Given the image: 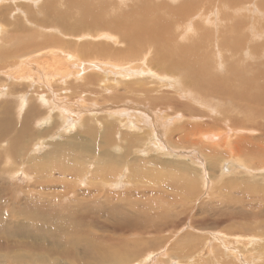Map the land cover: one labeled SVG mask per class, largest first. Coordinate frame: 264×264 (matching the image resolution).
Segmentation results:
<instances>
[{"label":"bare ground","instance_id":"6f19581e","mask_svg":"<svg viewBox=\"0 0 264 264\" xmlns=\"http://www.w3.org/2000/svg\"><path fill=\"white\" fill-rule=\"evenodd\" d=\"M6 1L10 5H14L12 0H0V5H2ZM170 1L173 2V0H164V2L161 1L162 6L164 7L165 11L163 10L164 12H161V10L158 8L160 10V12L162 13L161 15L159 14L160 15L159 19H155L156 13L148 14L149 7L144 3L146 6L144 7V5H142L143 8L142 9L140 8V10L137 9V10L133 11L134 14H131V16L126 17L122 14L123 18H121V17H120V19L117 18L119 20V22H117V19H112L111 18L112 16L110 18L106 17L107 18L106 19L103 15H98V13L94 14L92 12V14L96 18H87V19H82L80 21L77 20L76 23L70 24V25L65 24L66 22H62L60 20L57 21L56 12L53 11V14H52L51 9H48L50 5H48V7H44L42 9V12H44V15H46V17H45L46 20L41 19L42 23H40V24L44 25L45 27L38 26L39 24H37L38 28H41L43 30H47V29H49V28H47V26H51L53 23H58L59 25L60 24L63 25V26L60 25V27L57 26L58 29L64 28V30L66 29V31H67L66 33L65 32L61 33V31H60V36L65 37L67 39L69 36H73L75 34L77 36V34H81L79 31V29H81V30H83V31H81L82 33L88 34L87 36L90 38V40L98 41L96 39H99V38H104L105 41L107 39L109 40V41H106L105 43L100 42V45L98 44L97 46H95L96 44H94V43H93L94 45L92 46L90 44V41L89 42L86 41V42H83L82 47L80 44L77 43V40L70 39V41H68L66 43V42H61L60 39H57V38H55V40H54V38L52 39V37L49 39L48 36L44 37L41 34L39 35V37H41L39 43L37 41H34V42L31 41L29 44H27V46H24V45L20 46L19 44H18L19 45L18 46L17 44H13L12 45L13 48H9V46L6 47V44L9 41L8 40L9 31L5 30V28L7 26H9V27L12 26V23H14L13 27H16V29L14 30L16 32L18 30L23 29L24 27L31 26L32 23L30 20L32 19V17L28 15V13H29L28 10H26L27 12L26 11H20V12H23L22 17L16 16V14H15V16L7 14L4 12L6 10L4 8L2 9V11L0 10V15L2 14L1 15V17H2L1 24L2 25H0V51H2V54H0V61L3 58L4 59L6 58V56H4L6 54L9 56V57H7V60H10L8 63L14 64L19 59L20 61L19 62L17 61V63H20L22 65V63H24V61L22 59L26 58L30 54L32 46H33V48L41 47V49L39 51H42L44 46H49L48 49L49 48H51V49H49L47 52H45L44 55L35 54L34 56H32L31 59H29V58H27V59L32 60V59L36 58V61L34 60L35 62L41 61V63L43 62L46 65L47 64L53 65L48 70V73L51 76L50 78L53 79V81H54L55 76H60L61 78L59 79V81H60L61 85L64 84L67 86L64 89L66 96H67L66 101H65V98H62V96H61L62 94H60L57 91L58 93L57 92L56 93L59 94L61 96V98H59V96L54 98V95H53L52 96L53 99H51V97L49 96L50 94L47 95L48 98H46L43 95L37 94L36 96L38 98V104L39 105L35 104L36 102L34 104H32L28 100V97L31 94V93L28 94V92H26L22 96H20V95L18 96L17 94H15V96L17 95L18 97H10V95L12 96L15 93L13 91V89L17 90V91H22L24 93L26 84L29 83L28 81H30V83L32 85L34 84L29 77L20 78V77L13 75V74H15L14 72H11L10 75H12V76L9 77V79H11L10 80L11 84L12 83L18 84V86H15V85L13 86V85L9 84V85H7V87H0V95H1L0 97H2L0 99H4L6 97L11 98L12 100H16V101L20 102L22 108L25 109V113L23 115L22 122H19V120H17V122H16L18 125L17 124L15 125L14 123L10 122V120H8L6 117L0 116V141H1L0 158H2L4 160V161H2V163L3 162H4V164L10 163L11 165L14 166V169H12V170H5V169L1 168L2 163H0V196L2 194V196L6 197L5 200L0 199V251L4 250L6 253L11 254L13 256V258H12L13 264H21V259H22L23 253L28 251L26 249L27 245L32 247L31 249L35 252V254L38 257L46 258V259H57V260H50V261L38 259L41 264H66L61 259L68 260L71 262V264H153V261L156 260L157 256L162 255V253H163L162 250H163L164 244L162 246H160L159 248H157L156 250H154L153 249L154 246L152 247V245L149 243L148 239H145V238L149 237L150 241L154 243L155 240H153V239L157 238V237H153L157 234V232L155 230V225H158V221L164 219V216L169 215L170 208L173 206L172 204L173 203H180V202H178V200L182 196H191V195L199 194V192H201L202 186L203 185L207 186V184L203 180L202 182L199 183L200 190L196 193V191H197V189H196L197 188V179H195L196 177L192 178V176H190L186 173H180L176 176L168 177V175L166 176L164 173H161V172L160 173L159 172L154 173V171H152V170L147 171L145 168L146 165H142V163H141L142 159L139 158L140 156L138 157V155H137V157L134 156L135 158L133 157L132 162L127 166V167H129L127 169H129L130 173L128 174V178H126V180L118 177L116 174L110 175V172H109V166H110L109 162L110 161L109 160L112 156L111 152L109 154L107 153L104 155L108 158V161H101L100 163L95 162L97 164V167H95L94 169L89 170V171L85 170L86 169V167L84 166L85 164L77 163L78 158H76L77 159L76 162L73 160H70V161L74 162L73 167H70L65 162L63 163V165H60V163L57 162V160H55V156H56L57 152H62V151H64V149H66V150L69 149V147L66 145V143H65V145H59V147L56 146L57 143H51L50 148H48L49 151L47 150L42 154H37L38 151L41 149L39 145L41 144V141L43 139L39 140V138H40L39 137L37 140H35L33 137L45 136V134L44 133L40 134V133H35V132L32 133L31 130H29L30 128H28L29 123L36 116H39V117L41 116V113H40L41 107L46 109V108H48V106L52 107V110H54L53 112L57 113L56 115L59 118L60 124H63L62 128L60 126V130L63 129L62 131H66V130H68L69 127H72L71 122L68 121L71 117L70 115H76V117H77L78 113H79V112H75L74 114H70V113L75 111V110L71 109L72 108L71 106L72 105L77 106L76 103L70 102V99L73 98L71 96V95H73L72 92H75V90L73 89L74 87L72 88L70 86V84L68 82V78L73 76L75 78V79L73 78V80H75L74 83H78V82L82 83L83 82L84 85L87 87V89H91V87L89 86L90 84L96 83L95 86L91 89V91L89 90L92 95L97 94V96H99V97L101 96L102 98L104 97L105 99H111L114 101L115 100L119 101L118 99H122V100H120V103L118 105H111V106L107 107V109L110 108L111 111H113L115 113H110V114L108 113L109 115L106 114L108 117L102 118L103 120L104 119H106V120L112 119V121L104 122L101 119H95V125L97 127H99L100 130L103 129L102 131L104 134V141H106L108 145L113 147L116 144L115 131L117 130V127H115V123L113 122V120H117V122L119 121L118 125H121V126L123 125L125 127V129L127 130V131H123V133L121 135V139L127 143L126 146H123V151L127 150L128 153L131 152L130 154H134L132 152H135V151L138 152L140 150L138 152V154H140V153L145 154V151L149 148V149L158 150L159 152H156V151L155 152L157 154H160V155H167L168 156L169 154H176V152H174L175 150L171 148V145H173V144H170V142L172 140L171 138L173 137V134L176 131L183 132V130H185V129L183 127H178L175 130H171V132L169 129L168 134L166 135L164 133V130H161V125H160V128L156 127V123H157L156 120L160 119L158 117L159 115L156 113V117H155L148 110H150V109L156 110V109H158V107L160 105H156L155 108H153L152 101H154L155 104H157V102L164 101V103L169 104L168 107L171 108L172 111H174L173 107H177V105L180 104V102L177 101L180 98L182 100L186 99L187 101L193 103V105H199L202 102L204 104L203 108L208 109L207 106L208 105L211 106V104H210V102H208L206 100L207 98L205 99V97H206L205 90H204L205 86H204V83H203L201 77L205 73L211 72V69L213 70L214 68H223V67L225 68V64H227L229 61L234 62V58L240 52H242L240 61H243V62L247 58H253L254 56H256L257 54L255 53V51L252 48H248L247 50H245V46L247 45V42H249L250 44H252V43L257 44V40H258L259 36L257 35L258 38L255 34L254 35L253 34L252 35L251 34L250 35L249 34H247V35L246 34H239L237 36L236 35L232 36V35H230V33H231L230 30L232 31V30L236 29L233 25H231V27H228L226 25L223 27H220L219 25L221 23L217 24L212 19H209V20L204 19V16H206L208 14V12L213 7V5L211 6L212 2L210 0H189V3H186L187 1H185V0H178V2H180V3L175 7L171 6L172 4L170 3ZM250 1L254 5L255 0H243L238 5V8H237L238 11H236L235 13H237V12L241 13L240 11L247 12L248 9L243 10L244 8H247L244 5L248 4L247 6H249ZM259 2L256 1L258 9L260 8L263 10L264 9V2H262V1H261V3H259ZM36 3H40V0H36ZM111 4L112 3H110V5ZM136 4H139V3H136ZM148 4H150L149 1H148ZM214 4H215V2H214ZM20 5H21L20 7H23L22 6L23 4L20 3ZM140 5L141 4H139V6ZM99 6H101V5H98V7ZM117 6L118 5H116L115 7L117 8ZM233 6H235V5H233ZM70 7H73V5H71ZM170 7H172V8H170ZM225 7H227V5ZM106 8H108V7H106ZM106 8H103V9H106ZM119 8H121V7H119ZM25 9H27V8H25ZM110 9L112 11L114 10L112 8H110ZM135 9H136V6H135ZM258 9H256V11H258ZM8 10L10 12L11 8L9 7ZM107 10L108 9H106L105 11H107ZM253 10L251 9L250 13L252 11L256 12L255 8H253ZM89 11H90V9H89ZM110 12L111 11L109 10V13ZM118 12H119L118 15H121L122 12L117 10V13ZM90 13L91 12H89L88 14H90ZM139 13L141 15H139ZM219 14H220V12L218 13V15ZM9 15L12 18V20L10 17H8ZM52 15H54V16H52ZM127 15H128V13H127ZM260 15L264 17V13H260ZM60 16H61V14H60ZM89 16H85V17H89ZM146 17H150L152 19V21L154 20V22L151 21L152 23L150 22L148 24L146 21ZM126 18L128 19L127 24L124 22V20L126 21ZM257 18L259 19V17H257ZM107 20H108V22H107ZM8 21H11L12 23H9ZM65 21H67V20H65ZM168 21H170V22H168ZM258 22H261V21L258 20ZM118 23H120L121 26H119ZM122 24L125 25L128 29H126L125 26L123 27ZM234 24H236V23H234ZM261 24H259V26ZM140 25H142V26H140ZM206 25L209 26L208 28L211 27L212 29H210V30H214L213 32H215V33H217V29L222 28L221 32L223 34L220 36L219 39H217V43H214L213 48H212L211 39L208 38L207 34L204 32V31H208L206 28L207 27ZM255 26H257V24ZM261 26H263V25H261ZM261 26L260 27L257 26V27L261 28ZM84 27H86V28L84 29ZM149 27H150V30L147 32ZM173 28H175V31H173L174 30ZM180 28H182V31H184L183 35L185 34V31H187L186 33L189 32V34L184 35L185 37H187L188 44L191 47L189 49H185L181 45L180 40L182 37H177V30H179ZM227 28H228V31H227ZM90 29H97V30L93 31L96 33L90 34V31H91ZM102 29H104V30H102ZM4 30H5V32L7 31V38L6 37L4 38V36H6ZM258 30L260 32V29H258ZM68 31H70V32L73 31V32L70 33ZM193 31L195 32V34L193 33ZM242 31L240 30V32H242ZM254 31H255V29L252 32H254ZM3 32L5 34L4 36H3ZM58 33H59V31H58ZM102 33H104V35ZM232 33H234V31ZM237 33H239V32H237ZM16 37H14V38H16ZM18 37H19V35H18ZM262 37H263V35H262ZM14 38H12V39L14 40ZM113 40L118 41L117 46H115L114 44H111V43L107 45L108 42L113 41ZM262 42H263L262 47H264V40ZM63 43L78 44V45H74L72 47L71 57L68 54H64V52L59 53L60 56L66 55L65 58L67 60L70 58L68 61H65L64 59H62V57L58 56L56 54L57 52H55L54 49H52V48H54L53 47L54 45H57V46L60 45L61 46V44H63ZM10 44H12V43H10ZM21 44H22V42H21ZM258 47H261V46L258 45ZM153 49H155V55L152 52ZM214 49H216V50H214ZM213 51H215V53H216L215 56L217 59L215 61L214 60L209 61V59H211L213 56V54H212ZM87 53H89V56H94V54H96L97 56L102 55L105 59L108 57V59H107L108 61L109 60L110 61L116 60V59H119V60H117V62L112 61V63H110V65L108 62L106 63V65L99 63V62H98L99 64H95V62H91L88 64L86 61H84L85 59H87L86 58L87 56L86 57L83 56V58H82V55L87 54ZM224 54H226V55H224ZM147 55H152V59L154 61L153 63H155L154 65H156V67H154L153 71L151 69H148L146 66V64L149 62V60H148L149 57ZM72 58H74L75 61H77V63H75L76 67H75V65H74V67L68 65L69 61ZM109 58H111V59H109ZM133 61H138V62L141 61L140 67H134V65H132ZM70 62H72V60ZM219 63L222 64L223 67H219L217 65ZM32 64L35 65L34 63H32ZM69 64H71V63H69ZM95 65H97L99 68L96 67ZM59 67L63 68L65 71L62 72L61 68H59ZM90 67L92 68V70H90V73L88 74V76L86 78H84L85 75L84 76L82 75V76H80V78L79 77L77 78V76L80 75V74H78L79 72H81V74H82L83 71H85L86 69H88ZM184 67L187 68V73L184 76L183 75H177L175 77V81H173V83L171 81L173 79L168 78L166 76L167 74L162 72L163 70H167L170 74L171 72L178 70V69H181V68H184ZM10 68H12V67H10ZM18 68H19V66H18ZM230 68H231L230 74L236 72L235 67L231 66ZM70 69L71 70L74 69V71L73 72L71 71V73H69ZM109 69L110 70L113 69L114 71H116L113 74L110 73L113 76L111 78L108 76L106 77L104 75V74L108 73L107 70L109 71ZM225 69H227V68H225ZM98 70H105V71H103V73H100L102 75H100V74L94 75L92 73V72H98ZM122 71H124V72H122ZM128 72H130L131 74L129 75ZM159 73H161V74H159ZM63 74H66V75L63 76ZM140 74L148 75L149 77L140 78V77H138V75H140ZM1 75H3V74H1ZM124 77L127 80H125ZM128 77L130 79H128ZM152 77H154V79H152ZM231 77L232 76L229 75V78H230L229 82H231V80H232ZM258 77H260V74L257 73V75L254 76L252 78V80L256 81L258 79ZM32 79H34V78H32ZM25 80H28V81H25ZM4 81L2 82L3 84H4ZM7 81H8V79H7ZM169 81H171V82L169 83ZM39 82H41V81H39ZM67 82H68V84H67ZM229 82L225 81V77L224 78L216 77L214 74V80H213V84H212L210 90L222 91L223 87L225 85H227ZM2 83H0V86H2L1 85ZM31 84H30V86H31ZM43 84H45V83H43ZM78 85H80V84H78ZM40 86L42 88L43 85H40ZM46 87H48V86L46 85ZM78 87L79 86H77V88ZM118 87L128 88V90H125V91L128 94H130L129 98L131 100L124 101L125 100L124 95L119 94V92L117 91ZM29 90H30V88H29ZM44 90H45V88H44ZM48 91L49 92L51 91L50 87L48 88ZM195 91H197V93H200L201 96L203 95L202 96L203 98H201L203 100H201L197 96V94L194 93ZM33 93H35V92H33ZM68 93H70L71 95H69ZM181 93H183L184 95L182 96ZM230 93H231L232 98L235 96H238L241 101L245 102V104L246 103L256 104V99H259L260 103L262 105V108H261V112L257 115L259 116L262 113V111H264V82L259 83L257 85V87H254V86L247 84L246 90L244 92H242L241 94L236 91V87L233 84ZM53 94H55V92ZM104 94L109 95V96H104ZM114 95L116 96L115 98H114ZM80 98L83 100H86L87 96H86V94L84 95V92H83V93H81ZM75 101H77V99ZM122 101H124V102H122ZM0 103H1V100H0ZM164 103H161V105H163ZM1 105H0V107H1ZM3 106L4 105H2V107ZM82 107H84V106H82ZM133 108L137 110V113H136L137 117H133L134 115L132 117H130V115H128V117L126 119H123L125 115L122 113H126V111H131ZM87 109L89 112H86V111L85 112L87 114L89 113V116H92L94 118H97L96 117L97 115L96 114L95 115L90 114L91 112L92 113L93 112L94 113H102V111H103V110H98L97 108H87ZM41 110L43 111V109H41ZM105 110H106V108H105ZM63 112H66V113H63ZM138 112H140V113H138ZM10 113H12V111H10ZM159 113H160V115L162 114L161 112H159ZM2 114H4V113H2ZM126 115H127V113H126ZM3 116H5V115H3ZM78 117L76 118V121L78 123L77 124L75 123V126L76 127L79 126V128H80L81 125H83V127H84V122H83L82 118H80V120H78ZM253 119H255V117ZM99 120H101V121H99ZM181 120H185V119L183 118ZM253 123H254V121H253ZM186 124H187V122H186ZM102 125L104 127H102ZM256 125H258V124L256 123ZM88 126H90V125H88ZM144 126L146 129L145 128L143 129ZM199 129H200V127H197V128L194 127L193 130L188 132V141L189 142H192L193 138L196 137V140H194V145H203L202 142H199L197 140V139H199V134H197L196 132H198ZM186 130L188 131V129H186ZM249 130H251V129H249ZM243 132H245V130H240V133H243ZM171 133H173V134H171ZM89 134L92 135L93 132L90 131ZM259 135L264 138V133L261 134V132H260ZM50 136H52V135H50ZM163 136L164 137L167 136V139L164 140ZM186 136H187V133L184 132L179 138H177L178 140L176 142H178L179 144H186V141H187ZM201 136H200V140H201ZM31 138H33V140H35L33 142V144H32ZM50 138H52V137H50ZM53 138H55V135H53ZM203 139L205 141L210 140L212 142H216L219 139V136H216L214 134H204ZM63 141H66V140H63ZM143 141H145L146 144L142 145L144 143ZM172 141H174V140H172ZM67 142H69V141H67ZM212 142H210V143H212ZM207 146H205L204 151L206 149L211 150V149H208ZM241 146H243L246 150V155H245L246 158L251 157V155L256 153V152H259V151L264 152L263 147H259L257 145L252 146L251 142L247 143V145H243L241 143ZM41 147H42V145H41ZM237 151L239 152V149L235 150V152H237ZM64 152H66V151H64ZM179 152H181V151H179ZM191 153L194 154V152H192V151L188 152L187 154L188 155L190 154V157H191ZM214 153L211 154L209 159H212V157L214 156ZM117 155L118 154H116V157H117ZM232 155L234 156L235 153H233ZM61 156H64V158L69 160V158L65 154H63ZM83 156H84V153H83ZM233 156H232L233 159H234V157H236L235 161L237 162V164L239 165V167L241 169L243 168L245 171H246V169H249L248 167H250V166L246 165L242 161L243 159H237V158H239L238 154H237V156H234V157ZM80 157H82V156H80ZM231 161L235 162L234 160H231ZM241 163L244 165V167L241 166ZM246 163L248 164V163H250V161L246 160ZM56 164H58L59 166H57ZM234 165H236V164H234ZM4 166H6V165H4ZM131 167H137V170L132 169ZM250 168L253 169L252 167H250ZM124 169H125V166H124ZM124 169H122V171ZM127 169H126V173L128 171ZM55 170H57V172L60 174V176H62V179H64V176H66V175H69L70 178L73 176L75 178H79L80 173L82 174V172H83V175H86V182H85L84 186H86L90 189L89 190L87 188L88 190L84 194H77V195H76L77 192L73 193L72 191H70L73 193L72 194L73 201H71V205L67 208L66 212H64L61 207H59V208H56V207L53 208L52 207L53 205L56 206L58 204L57 202L60 201L58 199L52 200L50 202V201H45V200H38L37 201L34 198H32L31 195H32L33 191L31 192V190H32L31 188H33L35 191H37L39 189L38 188L39 186L37 188H35L36 184L38 183L36 178H35V182L33 184L29 185V187H27V192H29L28 198H25L23 202L20 200L22 202V203H20L17 196L21 190L16 189V190H14L13 198H11V202L9 203V200H10L9 196H11V194H10V187L8 186L9 184L6 185L7 180H9V179L5 180L6 176L8 178H12L13 177L12 174L14 175L19 171L20 175L22 173H24L27 177L25 179H28V181H30L32 178L31 176L38 174V172L41 174H43L44 172L46 174H53V172ZM181 170H182V168H181ZM124 173H125V170H124ZM27 175H29V177ZM38 177H40V176H38ZM40 178H42V177H40ZM98 180H100V181L96 182ZM73 181H75V180H73ZM129 181H130V183L134 182L135 184L145 186L142 188L145 190L148 189L150 191L149 192L147 190L149 193L155 192L153 190V187L156 188L157 189L156 192L159 193V198L157 199V197H156L157 201L152 200V206L147 205V203H145L146 199H143L144 202L142 204H146L148 209H144L145 206H144V208L139 209L138 207H136L139 202L135 203V202H133L134 201L133 200L132 203L135 204L136 206H133V208L130 209V208L126 207V204H123V203L119 204L117 202V201H120V199H121V201L124 200L123 198H124V195L126 193H117V194L112 195V194H109L108 192H106L105 188H107V190H108V189H112L115 187H120V185L122 186V184L126 186V184L129 183ZM78 182L81 184V181H78ZM74 183H76V182H74ZM162 183L165 184V187H169L171 189L174 188V191L176 194L175 195V194L169 193L170 195H168V196L166 195L167 197H170V200H169L170 204L169 205H166L167 201H164L166 199L161 197V194L164 195L163 193L166 192V188L163 189V187L161 186ZM82 186H83V184H82ZM226 186H227V188H231V191L233 190L234 192H244L245 191V187L244 188H238L237 187L238 185L235 187V183L231 184V182L230 183L226 182ZM47 188H49V186ZM142 188H140V190ZM13 189H14V186H13ZM101 189H102V191H101ZM103 189H104V192H103ZM132 189H134V188H132ZM129 190H130V188H129ZM247 190L249 192H256L257 191L256 188H252V187H248ZM263 190H264L263 188H260L259 191L261 192ZM168 192H170V191H168ZM128 194H126V195H128ZM139 194H140V192H139ZM142 194L143 193H141V196H142ZM144 194H146V193H144ZM166 194H167V192H166ZM134 195H135V193H134ZM177 195H178V197L175 198V196H177ZM15 196H16V199H15ZM143 196H145V195H143ZM151 196H155V195L151 194ZM262 196H264V193H262L261 195H257V197H262ZM7 197L9 199H7ZM252 201H253V203H255V201H256L257 205L255 207L259 208L258 212L264 213V211H262V209H264V202L261 199L250 200V205H251L250 208H252V204H251ZM229 203L231 204L230 208H232V209H234L236 207L239 208V205H241L242 207L245 208V205H246L244 200L237 199V198L229 200ZM142 204H140V205H142ZM140 205H138V206L140 207ZM7 208L9 209V212H7ZM149 211H151L150 214H149ZM153 211H155V212H153ZM248 212L254 213V212H252V210H250ZM160 213H163V214H160ZM255 214L256 215L253 218H251L252 221H254V223H256V224L252 225L253 226L252 231H255V232H253V235H255L256 232H258L262 229V220L259 218V215L257 212H255ZM153 218L156 220H153ZM152 221H154V222H152ZM191 222H192V220H191ZM33 224H35V225H33ZM178 226H182V224H179ZM163 227H165V225ZM11 230H12V232H10ZM175 230H177V228ZM54 231L59 232L60 234H56V233H54ZM160 232L161 233L163 232V230L161 228H160L158 234ZM2 233H4V234L9 233V237L5 240H2L1 239ZM10 233L12 234L11 237H10ZM213 234H215V232ZM249 234H251V232ZM253 235L251 237L252 240L249 241V244L250 245L254 244L257 247L259 245H262V244H260V241H262V240H257L258 237H255ZM186 236L190 237L191 235L185 234L183 237L187 238ZM225 236H227V235H225ZM214 238H218V237H216V235H215ZM227 238H228V236H227ZM227 238H226V241H227ZM220 240H222V239H220ZM189 243H190V241H189ZM175 244L177 245L178 243H175ZM176 245H175V247H176ZM185 245H186V242H185ZM191 245H193V244H191ZM247 245H248V243H247ZM183 246H184V244H182V246L178 250V253H176L174 256H170L171 259L174 258V260L172 259L171 261H174L176 264H182L181 262H185L182 260L183 259L186 260L189 257L188 254H197V257H195V260H193L194 262H192V264H203L204 261L200 260L201 258L199 259V257H200L199 255H200L201 251H203V249L206 252L207 251L208 252L213 251V253L215 254V249L213 247H211L210 244H206V247H205V245H200V247H197V248H196L197 244L195 246H188V244L185 247H183ZM203 247H205V248H203ZM159 251H161V252L159 254H157ZM169 251H171V250H169ZM260 251H261V253L258 256L262 258L264 256V246H260ZM148 253L149 254L151 253L152 256H148V258H147L146 256ZM138 254L142 255L140 259H136ZM240 254H242V253H240ZM165 255H168L167 249L165 251ZM243 256H245V255H243ZM166 257H168V256H166ZM212 257H214V256H212ZM227 257H230V256L229 255H223V254L221 256L219 255L215 258L214 262L216 264H226L224 259H226ZM229 259H232V258H229ZM233 259H239L241 261L243 260V263H246V261H247L248 264H252L251 259H248V257L243 259L241 255H239V256L235 255V257ZM232 264H233V262H232Z\"/></svg>","mask_w":264,"mask_h":264},{"label":"rangeland","instance_id":"374dc122","mask_svg":"<svg viewBox=\"0 0 264 264\" xmlns=\"http://www.w3.org/2000/svg\"><path fill=\"white\" fill-rule=\"evenodd\" d=\"M12 1H13L14 5H10L6 1L2 5H0V10L2 11V9L4 8V9H6L4 11L5 13L10 14L12 16L13 15L15 16V14H16V16H21V17H22L23 12H20V11L28 10V12H29L28 15L32 17V19L30 20L32 25L28 26V27H24L23 29L15 32L14 30L16 29V27H13L14 23H12L11 21H8L9 23H12V26H10V27L7 26L5 28V30L9 31V34H8V40L9 41L7 43L8 45L6 44V47L9 46V48H13V46H12L13 44H17V45L19 44L20 46H23V45L27 46V44H29L31 41H33V42L37 41L39 43L40 38H41V37H39L40 34L43 35L44 37L48 36L49 39L51 37H52V39L54 38V40H55V38L60 39L61 42H66V43L68 41H70V39L77 40V43L80 44L81 47L83 46V42H86V41H88V42L90 41V44L92 46L94 44H96L95 46H97L98 44L100 45V42L105 43L106 41H109L108 39L105 41L104 38L96 39L98 41L90 40V38L87 36L88 34L82 33L81 31H83V30H81V29H79L81 34H77V36H76V34L73 36H69L67 39L65 37L60 36V31H61V33H63V32L66 33L67 31H66V29L64 30V28L58 29L57 26L60 27V25H62V24L59 25L58 23H53L51 26H47V28H49V29H47L48 31L43 30L41 28H38L37 24H39L38 26L45 27L44 25H42L40 23H42L41 19L46 20V18H45L46 15H44V12H42V9L44 7H48V5H50L48 9H51L52 14H53V11L56 12L57 21L60 20L62 22H66L65 24H68V25L76 23L77 20L80 21L82 19H87V18H96L92 14V12L94 14L98 13V15H103L105 18L106 17L110 18L112 16L111 17L112 19H117V18L120 19V17L123 18L122 17L123 15L126 17L131 16V14H134L133 11H135L137 9L140 10V8L142 9L143 8L142 5H144V7L147 5L149 7L148 14L156 13L155 19H159L160 18L159 16L162 14L161 12L165 11L164 7L162 6V3H161V1L164 2V0H155V1L154 0H111V1L110 0H40V3H36V0H12ZM148 1L150 4H148ZM185 1H187L186 3H189V0H185ZM210 1L212 2L211 6L213 5V7L208 12V14L206 16H204V19H208V20L212 19L217 24L221 23L219 25L220 27H223L225 25L228 27H231V25H233L236 29L232 30V31L230 30V32H231L230 35H232V36H235V35L237 36L239 34H246V35L247 34H249V35L255 34L256 36L258 35L259 38L257 36V38H258L257 44L261 47H258V45L256 43L250 44L249 42H247V45L245 46V50H247L248 48H252L255 51V53L257 54L256 56H254L253 58H247L243 62V61H240L241 55H242V52H240L234 58V62L229 61L227 64H225V68H227V69H225L223 67V65L219 63L217 65L219 67H223L224 69L223 68H214L213 70L211 69V72H207L201 77V79L204 83V86H205V89H204L205 95H206L205 99L207 98L206 100L208 102H210V104H211V106L210 105L207 106L208 109L203 108L204 104L202 102L199 104L201 106L200 107L199 105H193V103L187 101L186 99L182 100L180 98L177 100L180 102V104H178V105L176 104L177 107H173L174 111H175L174 112L171 110V108L168 107L169 106L168 103H164V101H160V102H157V104H155V102L152 101L153 108H155L156 105H160L158 107V109H156V110L155 109L148 110L155 117H156V113L159 115L158 117L160 119L156 120V122H157L156 127L160 128V125H161V130H164V133L166 135L168 134L169 129H170V132H171V130H175L178 127H183L185 129V130H183V132L176 131L174 134L171 133V134H173V137L171 139L174 141L171 140L170 144H173V145H171V148L175 150L174 152H176V154H169L168 156L167 155H160V154L156 153V152H159L158 150L149 149V148L145 151V154H143V153L138 154V152L140 150L138 152H136V151L132 152L134 154H130L131 152L128 153L127 150L123 151V146H126L127 143L121 139V135H122L123 131H127V130L125 129V127L123 125L122 126L118 125L119 121L117 122V120H113V122L115 123V127H117V130L116 131L114 130L115 131L116 144L113 147L108 145L107 142L104 141V134L102 131L103 129L100 130V128L95 125V119H101L104 122L112 121V119H110V120L104 119L103 120L102 118L108 117L107 115H109L110 113H115V112L111 111L110 108L107 109V107H109L111 105H118L120 103V100H122V99H118L119 101H116V100L114 101L111 99H105L104 97L102 98L101 96L99 97V96H97V94L92 95L90 93V91L95 86L96 83L90 84L89 86L91 87V89H87V87L84 85L83 82L82 83L81 82L74 83L75 80H73V78H74L73 76L68 78V82L72 88L74 87L73 89L75 90V92H72L73 95H71L70 93H68V94L74 98V99L71 98L70 102L76 103L77 106H75V105L71 106L72 107L71 109H73L75 111L70 113V114H74L75 112H79L78 113L79 117L78 116L77 117H78V120H80V118H82V120L84 122V127H83V125H81L80 128H79V126H77L78 127L77 128L75 126V123L76 124L78 123L76 121V118H77L76 115H70L71 117H70V119L68 118L69 119L68 121L71 122L72 127H69L68 130H66V131H62L63 129L60 130V126L62 128L63 124H60L59 118L56 115L57 113L53 112L54 110H52L51 106H48V108H46V109L40 106L41 109H43V111L40 109L41 116L40 117L36 116L37 118L35 117L30 122L31 124L29 123V127H28V128H30L29 130H31L32 133L35 132V133H40V134L44 133L45 134V136L33 137L35 140H37L39 137H40L39 140H42V139L44 140V141L43 140L41 141V144L39 145L41 149L38 151L37 154H42L47 150L49 151L48 148H50L51 143H57L56 146H58V147H59V145H65V143H66V145L69 147V149H67V150L64 149V151H66L67 153L64 151L57 152V154L55 156V160H57V162H59L60 165H63V163L65 162L70 167H73L74 162H72L70 160H73L76 162L77 161L76 158H78L79 162L77 161V163L85 164L84 165L86 167L85 170L89 171V170H92L95 167H97L96 163H100L101 161H108V158L104 155L107 153L109 154L111 152L112 156L109 160L110 161L109 162V164H110V166H109L110 175L116 174L118 177L123 178L125 180H126V178H128V174L130 173L129 169H127L129 167H127V166L132 162L133 157L134 156L137 157V155H138V157L140 156L139 158L142 159L141 160L142 165H146L145 168L147 171L152 170V171H154V173H156V172L160 173L161 172V173H164L166 176L168 175V177H173V176H176L180 173H186V174L192 176V178L196 177L195 178V179H197V188H196L197 191H196V193L200 190L199 183L202 182L203 180L205 181L207 186L203 185L201 192H199V194L180 197V199L178 200V202H180V203H173L172 204L173 206L170 208L169 215L164 216V219L158 221V225H155V230L157 232V234H156L157 236L155 235L153 237H157V238L153 239V240H155L154 243L150 241L149 237L145 238V239H148V241L152 245V247L154 246V248H153L154 250H156L157 248H159L160 246H162L164 244L163 250H162V252H163L162 255H158L156 260L153 261V264H159V263L160 264H176L174 261H171L172 259L174 260V258L171 259L170 256H174L176 253H178V250L180 249L182 244H184L183 247L187 246V244H188V246H195L197 244L196 248L200 247V245H205V247H206V244H210L211 247H213L215 249V254L213 253V251H210V252L207 251L206 252L203 249V251H201V253L199 255L200 256L199 259L201 258L200 260L204 261L203 264H216L214 262L215 258L219 255L221 256L222 254L230 256V257H227L226 259H224L226 264H232V262H233V264H248L247 261H246V263H243V260L241 261L239 259H233L235 257V255H238V256L241 255L243 259L248 257V259L252 260V262H251L252 264H261V263L264 264V261H263L264 256L262 258L258 256L261 253L260 246H264V237H263L264 236V213L258 212L259 208L255 207L257 205L256 201H255V203H253V201L251 202L252 208H250L251 207L250 200L261 199L264 202V196L257 197V195H261L262 193H264V190L261 192L259 191L260 188L264 189V170H263L264 169V152L259 151V152L252 154L251 157L246 158V156H245L246 150L243 146H241V143L243 145H247V143L251 142L252 146L257 145L259 147L264 148V138L259 135L260 132H261V134L264 133V115H263L264 111H262V113L259 116L257 115L261 112V108H262V105H261L259 99H256V104H253V103L252 104H249V103L245 104V102L241 101L238 96H235L232 98L231 93H230L233 84L236 87V91L241 94L242 92H244L246 90L247 84L254 86V87H257V85L259 83L264 82V47H262V44H263L262 41L264 40V17L261 16L262 14L260 15V13H264L263 12L264 9L263 10L260 8L258 9L257 3H256V1H258V2L260 1L259 3H261V1L264 2V0H255L254 5L251 1H250L249 6H247L248 4L244 5L247 8H244L243 10L248 9L247 10L248 13L245 11H240L241 13H239V12L235 13L236 11H238V9H237L238 5L243 0H237V1L236 0H220V1L219 0H210ZM214 2H215V4L216 3L217 4L215 5ZM20 3L23 4L22 5L23 7H20L21 6ZM110 3H112V4L110 5ZM136 3H139L141 5L139 6V4H136ZM170 3L172 4V5L170 4L172 7H175L180 2H178V0H173V2L170 1ZM71 5H73V7H70ZM98 5H101V6L98 7ZM116 5H118L117 8L115 7ZM226 5H227V7H225ZM233 5H235V6H233ZM135 6H136V9H135ZM9 7L12 10V11L10 10V12L8 10ZM102 7L103 8L108 7V8H106L108 10L105 11L106 9H103ZM119 7H121V8H119ZM172 7H170V8H172ZM25 8H27V9H25ZM110 8H112L114 10L112 11ZM158 8L161 10V12ZM253 8H255V11H256V9H258V11L253 12L254 11ZM89 9H90V11H89ZM251 9L253 11L250 13ZM109 10L111 11L110 13H109ZM117 10L122 12L121 15H118L119 12L117 13ZM88 11L91 13L88 14L89 13ZM219 12H220V14L218 15ZM127 13H128V15H127ZM60 14H61V16H60ZM1 15H0V25H2L1 24V20H2ZM10 15L8 17H10ZM139 15H141V14L139 13ZM52 16H54V15H52ZM85 16H89V17H85ZM257 17H259V19ZM118 19H117V22H119ZM11 20H12V18H11ZM65 20H67V21H65ZM258 20L261 22H258ZM127 21H128V19L126 18V21L124 20V22L127 24ZM146 21L149 24L152 21V19L150 17H146ZM107 22H108V20H107ZM152 22H154V20ZM168 22H170V21H168ZM234 23H236V24H234ZM258 23L259 24L262 23L261 25H263V26L260 25L261 28H258V27H260ZM256 24L258 27L255 26ZM118 25L121 26L120 23H118ZM124 26L125 25H123V27ZM140 26H142V25H140ZM206 26H207L206 28L208 31H204V32L207 34L208 38L211 39L212 48H213L214 43H217V39H219L220 36L223 34L221 32L222 28L217 29V33H215V32H213L214 30H210V29H212L211 27L208 28L209 26L208 25H206ZM85 28L86 27H84V29ZM245 28L246 29L248 28V29L246 30ZM126 29H128V28L126 27ZM173 29H174L173 31H175V28H173ZM254 29H255V31L252 32ZM258 29H260V32ZM5 30H4V32H5ZM90 30H91L90 34H94L96 32H93V31H95L97 29H90ZM102 30H104V29H102ZM149 30H150V27L147 30V32ZM240 30L241 31L243 30V31L240 32ZM7 31L5 32L6 36H4L5 34L3 32L4 38L5 37L7 38ZM58 31H59V33H58ZM227 31H228V28H227ZM233 31L235 34L232 33ZM68 32H70V31H68ZM71 32H73V31H71ZM183 32L184 31H182V28L177 30V37H182L180 40L181 45L185 49H189L191 47L188 44L187 37L184 36V35L189 34V32L186 33L187 31H185L184 35H183ZM237 32H239V33H237ZM193 33L195 34L194 31H193ZM102 34L104 35V33H102ZM18 35H19V37H18ZM262 35H263V37H262ZM14 37H16V38H14ZM12 38H14V40ZM21 42H22V44H21ZM10 43H12V44H10ZM66 43L61 44V46L60 45H58V46L54 45L53 46L54 48H52V49H54V51L57 52L56 54L58 56H60L59 53L64 52V54H68L71 57L72 47L74 45H78V44H73V43H71V44H66ZM110 43L117 46L118 41H114V40L110 41L107 43V45ZM48 47L49 46H44L42 51H39L41 49V47L33 48V46H32L31 47L32 52L30 51V54L26 58L22 59L24 61V63H22V65L20 63H17V61L18 62L20 61L19 59L16 61L17 64L16 63H14V64L8 63L10 60H7V57H9V56L6 54L4 55V56H6V58L5 59L3 58L0 61V73L3 74V75L0 74V83H2L4 80L5 81H4V84L2 83L1 84L2 86H0V87H7V85H9V84L13 85V86L14 85L18 86V84H14V83L11 84V81H10L11 79H9V77L12 76V75H10L11 72H14L15 74H13V75L20 77V78L29 77L32 80V82L34 83L32 85L30 83V81L25 80V81L29 82L28 83L29 85L26 84V87H25L26 91L24 90V93H23L22 91H17V90L13 89V91L15 93L12 96L10 95V97H18L19 95L22 96L26 92H28V94L31 93L30 96L28 97V100L32 104H34L35 102H36L35 104H38V98L36 96L37 94L43 95L46 98H48L47 95L50 94L49 96L51 97V99H53L52 98L53 95H54V98H56L58 96H59V98H61V96H62V98H65V101H66L67 96H66L64 89L67 86L64 84L61 85V83L59 81V79L61 78L60 76H55V78H54L55 80L53 81V79L50 78L51 77L50 74L48 73V70L53 65H49V64L46 65L43 62L41 63V61L35 62L36 58H34L32 60L27 59V58L31 59L32 56H34L35 54L44 55L45 52H47L49 49H51V48L48 49ZM214 50H216V49H214ZM152 52L155 55V49H153ZM0 54H2V51H0ZM212 54H213V56L211 59H209V61H212V60L215 61L217 59L215 56V54H216L215 51H213ZM224 55H226V54H224ZM83 56H85V57L87 56L86 57L87 59H85L84 61H86L88 64L91 62H95V64L102 63V64L106 65V63L108 62L110 65V63H112V61L117 62V60H119V59H116V60H111V61L109 60L108 61L107 60L108 57L105 59L102 55L97 56L96 54H94V56H89V53L83 54L82 58H83ZM147 56L149 57V59H148L149 62L146 64V66L148 69H151L153 71V69H154V67H156V65H154L155 63H153L154 61L152 59V55H147ZM60 57H62V59H64L65 61H68L70 59L69 58L67 60L65 58L66 55H63ZM109 59H111V58H109ZM71 60H72V62H70ZM71 60L69 61V63H71L72 65L69 63H68V65H70L72 67H74V65H75V67H76L75 63H77V61H75L74 58H72ZM32 63H34L35 65H33ZM140 63H141V61H139V62L133 61L132 65H134V67H140ZM18 66H19V68H18ZM95 66L98 67L97 65H95ZM231 66L235 67V71H236L235 73L230 74V72H231L230 67ZM10 67H12V68H10ZM59 68H61V67H59ZM61 70H62V72L65 71L63 68H61ZM90 70H92L91 67L86 69L85 71H83L82 74H81V72H79L78 74H80V75H78L77 78L78 77L80 78V76H82V75L83 76L85 75L84 78H86L88 76V74L90 73ZM71 71L73 72L74 69H72V70L70 69L69 73H71ZM103 71H105V70H98V72H92V73L94 75H99L100 73H103ZM107 72L109 74L106 73L107 75L106 74H104V75L106 77L108 76L111 78V77H113L111 74H113L116 71H114L113 69L112 70L109 69V71L107 70ZM122 72H124V71H122ZM162 72L166 73L167 74L166 76L168 78L173 79V80H171L173 83V81H175V77L177 75H183L184 76L187 73V68L184 67V68L175 70V71L171 72L170 74L167 70H163ZM257 73L260 74V77H258V79L256 81H253L252 78L254 76H256ZM128 74L130 75L131 73L128 72ZM159 74H161V73H159ZM214 74L216 77H220V78L225 77L226 82L230 81V78H229V75H230V76H232L231 77L232 80H231V82H229L227 85H225L223 87L222 91H220V90L219 91H212L210 89H211V86L213 84ZM64 75H66V74H63V76ZM100 75H102V74H100ZM125 77H124V79H125ZM138 77L143 78V77H149V76L140 74V75H138ZM32 78H34V79H32ZM7 79H8V81H7ZM128 79H130V78L128 77ZM152 79H154V77H152ZM125 80H127V79H125ZM39 81H41V82H39ZM171 81H169V83ZM68 82H67V84H68ZM43 83H45L48 87H46V85ZM30 84H31V86H30ZM78 84H80V85H78ZM40 85H43L42 88ZM77 86H79V87L77 88ZM49 87L51 90L50 92L48 91ZM29 88H30V90H29ZM44 88H45V90H44ZM125 90H128V88H121V87L117 88V91L119 92V94L124 95V99H125L124 101L131 100L129 98L130 94H128ZM57 91L62 95L60 96L59 94H57L58 93ZM33 92H35V93H33ZM54 92H55V94H53ZM83 92H84V95L86 94V96H87L86 100H83L80 98V95ZM194 93L197 94V96L200 99L203 98L202 97L203 95L201 96L200 93H197V91H195ZM15 94H17L18 96L17 95L15 96ZM181 94H182V96L184 95L183 93H181ZM104 96H109V95L104 94ZM115 97L116 96L114 95V98ZM0 98H2V97H0ZM76 99H77V101H75ZM0 100H1L0 105L1 104L4 105L3 107H2V105L0 107V116L6 117L8 120H10V122L14 123L15 125L17 124L16 123L17 120H19V122H22L23 115L25 113V109L22 108L21 103L16 101V100H12L11 98H8V97H6L4 99H0ZM201 100H203V99H201ZM124 101H122V102H124ZM161 103H164V104L161 105ZM82 106H84V107H82ZM87 108H97L98 110H103V111H102V113H94V112L92 113L91 112L90 114H94V115L96 114L97 115L96 116L97 118H94L92 116H89V113L88 114L86 113V112H89ZM105 108H106V110H105ZM10 111H12V113H10ZM159 112H161L162 114L160 115ZM2 113H4V114H2ZM63 113H66V112H63ZM126 113H127V115H126ZM126 113H122L125 115L123 119H126L128 117V115H130V117H132L133 115H134L133 117H137V114H136L137 110L134 108L131 111H126ZM138 113H140V112H138ZM3 115H5V116H3ZM254 117H255V119H253ZM183 118L185 120H181ZM101 120H99V121H101ZM253 121H254V123H253ZM186 122H187V124H186ZM256 123L258 125H256ZM87 124L90 126H88ZM102 127H104V126L102 125ZM194 127H196V128L200 127L199 131L196 132L197 134H199V139H197V140L199 142H202L203 145H194V140H196V137L193 138L192 142L188 141V132L193 130ZM144 128H145V126L143 127V129ZM186 129H188V131ZM249 129H251V130H249ZM240 130H245V132L240 133ZM90 131L93 132L92 135L89 134ZM184 132L187 133L186 144H179L178 142H176L178 140L177 138H179ZM204 134H214L216 136H219V139L216 142H212L210 140H207L208 141L207 142L203 139ZM50 135H52V136H50ZM53 135H55V138H53ZM200 136H201V140H200ZM50 137H52V138H50ZM33 138H31L32 144L35 141V140H33ZM163 138H164V140H166L167 136L166 137L163 136ZM63 140H66V141H63ZM67 141H69V142H67ZM143 142L144 143L142 145L146 144L145 141H143ZM210 142H212V143H210ZM0 144H1V141H0ZM41 145H42V147H41ZM205 146H207V148L211 149V150L206 149L204 151ZM238 149H239V152L238 151L235 152V150H238ZM179 151H181V152H179ZM191 151L194 152L195 155L191 153V157H190V154L188 155L187 153L191 152ZM62 153L65 154L69 158V160L64 158V156H61V155H63ZM83 153H84V156H83ZM213 153H214V156L212 155L213 156L212 159H209L211 154H213ZM233 153H235L234 156H237V154H238L239 158H237V159H243L242 161L246 165L252 167L253 169L248 167L249 169H246L247 172L243 168L241 169L239 167V165L237 164V162L235 161L236 157H234L232 155ZM116 154H118L119 156L117 155V157H116ZM79 155L82 157H80ZM231 155L234 157V159L232 158ZM231 160H234L235 162H232ZM246 160H249L250 163L247 164ZM2 161H4V160L2 158H0V163H2ZM234 164H236V165H234ZM4 165H6V166H4ZM10 165H11L10 163L4 164V162H3L1 164V168L5 169V170L14 169V166L11 165L12 166L11 167ZM56 165L59 166L58 164H56ZM124 166H125V169H124ZM241 166L244 167V165L242 163H241ZM131 168L137 170V167H131ZM181 168H182V170H181ZM122 169L125 170V173H124V170L122 171ZM126 169L128 170L127 173H126ZM22 174L20 175V172L18 171L16 174H14V175L12 174L13 179L8 178L7 176L5 177V180L9 179V180H7V183H6V185L9 184L8 186L10 187L11 196H9V198H10L9 203L11 202V198H13L14 190H16V189H19L22 191V192L20 191V193L17 196L19 201L21 200L23 202L25 198H28L29 192H27V187H29V185H31L35 182V178L38 182L36 184L35 188H37L39 186L38 187L39 189L37 191H35L33 188H31L32 189L31 192L33 191L32 195H31L32 198H34L37 201L38 200H45V201H50V202L52 200L58 199V200H60L57 202L58 204L56 206L53 205L52 207L53 208L61 207L64 212L67 211V208L71 205V201H73V198H72L73 193L77 192L76 195L77 194H84L89 189L88 187L84 186L85 182H86V175H83V172H82V174L80 173L79 178H75L74 176L70 178L69 175H66V176H64L65 180L62 179V176H60V174L57 172V170H55L53 172V174H46L45 172L43 174H41L38 172V174L31 176L32 178L30 181H28V179H25L27 177L24 173H22ZM27 176L29 177V175H27ZM38 176H40L42 178H40ZM73 180H75V181H73ZM78 181H81V184ZM99 181L100 180H98L96 182H99ZM74 182H76L77 184ZM226 182L227 183L231 182V184L235 183V187L238 185L237 186L238 188H244L245 187V191L244 192H234L233 190L231 191V188H227ZM82 184H83V186H82ZM127 184H126V186L122 184V186L120 185V187H115V188L108 189V190H107V188H105V189H106V192H108L109 194H112V195L117 194V193H126V194L129 193L128 195H126V194L124 195V198H123L124 200L121 201V199H120V201H117V202L119 204H121V203L126 204V207L130 208V209H132L133 206H136L135 204L132 203L133 200H134L133 202H135V203L139 202L138 205H140L144 202L143 199H146L145 203H147V205L152 206V200H156V197H157V199L159 198V193L156 192L157 189L154 188L153 186L152 187H153V190L155 192L149 193L150 191L148 189L145 190L142 188L145 186L135 184L134 182L130 183V181ZM13 186H14V189H13ZM48 186H49V188H47ZM161 186L163 187V189L166 188V192H167V194H166V192L163 193L164 195L161 194V197L165 198L166 200H164V201H167L166 205H169L170 204V201H169L170 197H167V196L170 194H175L174 188L171 189L169 187H165V184H163V183L161 184ZM248 187L256 188L257 191L256 192H249L247 190ZM129 188H130V190H129ZM132 188H134V189H132ZM140 188H142V189L140 190ZM70 191H72L73 193ZM101 191H102V189H101ZM168 191H170V192H168ZM103 192H104V189H103ZM139 192H140V194H139ZM134 193H135V195H134ZM141 193H143L142 196H141ZM144 193H146V194L148 193L147 194L148 196ZM151 194H154L155 196H151ZM143 195H145V196H143ZM177 197H178V195L175 196V198H177ZM5 198L6 197L2 196V194H1L0 199L5 200ZM9 198L7 197V199H9ZM234 198L244 200L245 204H246L245 208L242 207L241 205H239V208H237V207L234 209L230 208L231 204L229 203V200L234 199ZM15 199H16V196H15ZM21 201H20V203H22ZM138 205L136 207H138L139 209L144 208V206H145L144 209H148L146 204L140 205L141 208ZM250 210H252V212H254V213H249L248 211H250ZM262 211H264V209H262ZM7 212H9L8 208H7ZM150 212L151 211H149V214H150ZM153 212H155V211H153ZM255 212L258 213L259 218L262 220V229L263 230L261 229L260 231L256 232L255 235H253V232H255V231H252V227H253L252 225H254L256 223H254V221H252L251 218H253L256 215ZM160 214H163V213H160ZM153 220H156V219L153 218ZM191 220L193 223L191 222ZM152 222H154V221H152ZM179 224H182V226H178ZM33 225H35V224H33ZM164 225H165V227H163ZM160 228L163 230V232L162 233L160 232L158 234ZM176 228H177V230H175ZM10 232H12V230ZM214 232H215V234H213ZM250 232L253 236L258 237L257 240H262V241H260V244H262V245H259L257 247L254 244H251V245L249 244V241L252 240V238H251L252 235L249 234ZM54 233L60 234L59 232H55V231H54ZM185 234L191 235V236L190 237L186 236L188 238L187 239V238L183 237ZM224 234L227 235L228 238ZM215 235L218 238H214ZM11 236H12V234L10 233V237ZM8 237H9V233H7V234L2 233L1 239L5 240ZM225 237L227 238V241H226ZM220 239H222L223 241ZM184 241L186 242V245H185ZM189 241L193 245H191L189 243ZM175 243H178V244L176 245ZM247 243H248V245H247ZM175 245H176V247H175ZM205 247H203V248H205ZM31 248H32L31 246H28V245L26 246V249L28 251L23 253V256L21 259V264H41L38 259H40V260L43 259L45 261L57 260V259H46V258L38 257ZM166 249H167L168 255H165ZM168 249L171 251H169ZM160 252L161 251H159L157 254H159ZM240 253H242V254H240ZM243 255H245V256H243ZM141 256H142L141 254H138L136 259H140ZM148 256H152V254L148 253L146 257L148 258ZM166 256H168L169 258ZM188 256L189 257L186 260L185 259L182 260V261H185V262H181L182 264H185V263L186 264H192V262H194L193 260H195V257H197V254H188ZM212 256H214V257H212ZM12 258H13V256L11 254L6 253L4 250L0 251V264H13ZM229 258H232V259H229ZM61 260H63L66 264H71V262L68 260H65V259H61Z\"/></svg>","mask_w":264,"mask_h":264}]
</instances>
